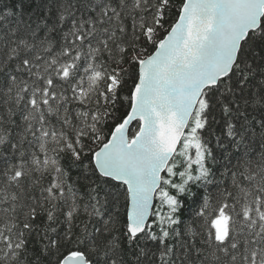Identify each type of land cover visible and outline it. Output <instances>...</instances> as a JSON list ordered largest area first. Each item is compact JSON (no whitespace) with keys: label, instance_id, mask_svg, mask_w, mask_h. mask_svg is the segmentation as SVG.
<instances>
[{"label":"snow or ice","instance_id":"6c2138e0","mask_svg":"<svg viewBox=\"0 0 264 264\" xmlns=\"http://www.w3.org/2000/svg\"><path fill=\"white\" fill-rule=\"evenodd\" d=\"M0 264H264V0H0Z\"/></svg>","mask_w":264,"mask_h":264}]
</instances>
